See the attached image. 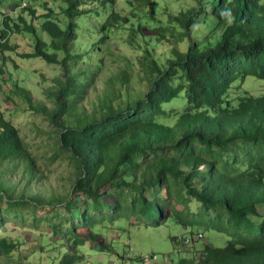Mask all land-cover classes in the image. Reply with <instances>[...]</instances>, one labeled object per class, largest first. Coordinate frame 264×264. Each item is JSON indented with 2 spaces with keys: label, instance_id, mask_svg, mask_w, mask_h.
<instances>
[{
  "label": "trees",
  "instance_id": "trees-1",
  "mask_svg": "<svg viewBox=\"0 0 264 264\" xmlns=\"http://www.w3.org/2000/svg\"><path fill=\"white\" fill-rule=\"evenodd\" d=\"M63 1L64 25L46 3L49 12L41 17L40 31L24 15L18 23L5 14L0 28V54L16 51L12 35L29 34L34 46L20 57L60 67L61 75L44 92L50 105L11 77L5 95L46 118L52 128V162H69L74 168L67 193L44 185L39 159L2 109L0 86V264L9 263L22 244L3 234L12 221L34 230L45 225L49 231H42L40 247H52L56 264L86 263L89 242L125 259L117 242L105 239L112 228L130 239L131 227L119 226L121 222L182 226L185 236L172 239L184 256L171 257L172 264H264V95L240 92L236 97L231 92L247 77L264 80L261 0H193V6L169 13L168 21L157 13L165 10L167 0L128 2L138 7L129 42L143 45L140 72L129 67L106 82L109 92L92 110L82 103L103 69L100 53L126 18L113 9L120 0ZM23 10L37 16L32 4ZM94 13L100 24L89 26ZM164 39L172 41L173 49L168 62L161 63L151 47ZM185 41L188 48L182 50ZM4 74L0 67V78ZM129 85L141 93L133 98ZM183 91L188 107L177 124L157 122L158 117L179 115L164 105ZM205 230L229 240L223 248L215 247L200 239ZM145 258L134 261L150 264ZM149 258L153 264L160 256Z\"/></svg>",
  "mask_w": 264,
  "mask_h": 264
},
{
  "label": "rangeland",
  "instance_id": "rangeland-1",
  "mask_svg": "<svg viewBox=\"0 0 264 264\" xmlns=\"http://www.w3.org/2000/svg\"><path fill=\"white\" fill-rule=\"evenodd\" d=\"M22 0H3L0 4V28L4 25V15L16 11L11 15L20 22L22 15L25 16L28 23H33L37 26L40 31L41 24L43 22V15L47 14L44 4L48 3L50 8H52L57 14L59 23L64 25L63 22V7L65 3L63 0H29L37 10V16H32L30 12H24L20 9L18 5ZM16 2V3H15ZM131 2L133 5L136 4L134 0H120L113 9L116 12H120L123 17L126 18L121 22L120 28L112 30L109 38H107L104 45V51L100 53L99 58L103 60V69L94 83V88L89 92L87 96L88 100L83 101V106L87 110H92L93 104L98 103L99 98L104 97L108 94V86L106 82L114 79L121 71L132 67L134 73L138 74L140 72V66L138 60L141 58L140 49L142 48V38L139 39L141 45H130L129 42V30L131 27L137 26V18L134 14V9L138 7H132L128 5ZM264 5V0H261ZM193 0H167V6L160 8L158 13V19L162 21H168L169 13H180L187 7L193 6ZM93 6V4H89ZM136 16L138 18H143L142 13L137 11ZM89 26H98L100 21L96 19V14L94 13L92 17L88 20ZM144 34H149L147 30ZM153 35L158 36L159 32H152ZM45 37V34H41ZM95 38V36H92ZM173 39V37L171 36ZM155 40H157L155 38ZM155 42V41H154ZM188 41L180 42L181 49L187 50ZM11 46H16V51H6L0 54V62L6 60L5 63H0V67L3 68L5 74L0 78V86L4 88L2 91V101L3 111L10 120V122L19 131L22 139L29 145L31 153L39 159L42 169L46 172V180L44 185L47 187H54L57 190L67 193L73 184L74 172L73 166H70L69 162H52V147H51V135L52 128L49 125L46 118L38 113L27 110V106L24 103L17 102L14 103L8 99L5 95L8 93L10 84L6 81L9 77L12 80L18 82L21 86L30 89L33 92V96L36 100L41 102L49 103L45 96V90L54 82V79L61 75V69L56 65H49L41 59H22L20 54L29 53L32 51L34 46V41L29 34H14L11 37ZM158 46L155 47L154 52L157 58L160 59L161 63L172 57L171 51L173 49L172 41L169 39L159 40ZM153 45V43H152ZM134 62V65L131 64ZM141 64V63H140ZM181 82H178L180 84ZM136 87L137 84L133 83ZM146 85L144 84V87ZM130 93L132 97L139 95L141 91H134L132 86H130ZM240 87L241 89L234 88ZM138 89V88H137ZM5 91V93H3ZM231 92L237 97L240 92H248L255 97L264 95V80L255 77H247L244 83L240 81L233 85ZM238 103V98L235 100ZM188 107V100L186 91H183L180 97L174 99L172 102L164 105V109L169 113L178 112L179 115L169 116V117H158L157 122L176 125L179 116L185 112ZM176 110V111H174ZM199 205L195 211H197ZM29 222L33 221L30 214H26ZM132 222L134 220L132 219ZM129 223V222H128ZM119 226L131 227V236L128 239L127 235L121 234V230L118 228H112L105 233V239L111 243L116 241L117 250L119 254H124L125 259L118 257L113 252H102L96 247V244L89 242L85 250L87 256V262L83 264H144L134 261L135 257H145L146 263L149 261L151 254H157L160 256L159 261L153 264H172V258H179L180 254L178 251V244L173 241V237H183L185 236L186 230L178 224L168 223L160 227L148 226V227H135L131 225H126L125 222H121ZM40 230H34L31 225H26L23 227L20 224L12 221L7 225L4 235L11 236L13 239L21 242L19 250L13 254V259L7 264H56L57 254L53 251L52 247L45 246L41 249V235L42 231H49L45 225L41 224ZM82 232H87L83 230ZM130 240V241H129ZM204 242L211 244L218 248H223L229 238L222 233L213 230H205V238H202ZM127 244L131 245V248L127 247ZM197 246L199 245L196 244ZM127 250L125 251V249ZM193 247L186 248V250L191 251ZM131 255H130V253ZM184 254H181L183 258ZM164 257H168V261L163 260ZM180 258V259H181ZM178 259V260H180ZM177 260V261H178ZM150 264H152L150 262Z\"/></svg>",
  "mask_w": 264,
  "mask_h": 264
},
{
  "label": "built area",
  "instance_id": "built-area-1",
  "mask_svg": "<svg viewBox=\"0 0 264 264\" xmlns=\"http://www.w3.org/2000/svg\"><path fill=\"white\" fill-rule=\"evenodd\" d=\"M15 3H16V2H15ZM19 4H20V6H19V5H18V6H19L20 9L28 8V6H29V0H22L21 3H19ZM14 12H16V11H12L11 13H7V14H8V15H11V14L14 13ZM199 237H200V239L204 238L203 235H202V236L199 235ZM189 242H190V240H188V243H189ZM155 259H156V258H154V260H155ZM148 262H151L150 259H149Z\"/></svg>",
  "mask_w": 264,
  "mask_h": 264
},
{
  "label": "clouds",
  "instance_id": "clouds-1",
  "mask_svg": "<svg viewBox=\"0 0 264 264\" xmlns=\"http://www.w3.org/2000/svg\"><path fill=\"white\" fill-rule=\"evenodd\" d=\"M29 5H30V3H29Z\"/></svg>",
  "mask_w": 264,
  "mask_h": 264
}]
</instances>
